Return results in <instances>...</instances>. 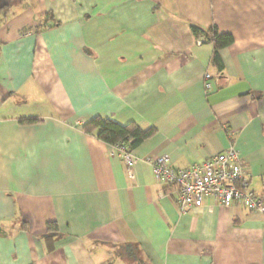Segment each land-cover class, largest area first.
Masks as SVG:
<instances>
[{
  "label": "crops",
  "instance_id": "crops-1",
  "mask_svg": "<svg viewBox=\"0 0 264 264\" xmlns=\"http://www.w3.org/2000/svg\"><path fill=\"white\" fill-rule=\"evenodd\" d=\"M192 23L233 35L223 73ZM95 118L156 131L133 178L83 130ZM231 146L264 200V0H23L0 18V264H264V213H181L153 174Z\"/></svg>",
  "mask_w": 264,
  "mask_h": 264
},
{
  "label": "built area",
  "instance_id": "built-area-1",
  "mask_svg": "<svg viewBox=\"0 0 264 264\" xmlns=\"http://www.w3.org/2000/svg\"><path fill=\"white\" fill-rule=\"evenodd\" d=\"M210 75H206V90H211ZM133 178L136 159L132 151L118 145ZM155 180L165 188H175L177 204L181 213L200 208L206 199H214L218 205L229 207L240 204L249 211L264 213V200L249 188L243 160L234 146L200 164L187 168H174L167 156L153 161Z\"/></svg>",
  "mask_w": 264,
  "mask_h": 264
},
{
  "label": "trees",
  "instance_id": "trees-1",
  "mask_svg": "<svg viewBox=\"0 0 264 264\" xmlns=\"http://www.w3.org/2000/svg\"><path fill=\"white\" fill-rule=\"evenodd\" d=\"M22 2L23 0H0V18L8 16L9 13ZM51 27H54L52 23L43 26L45 29ZM191 31L202 43L212 44L214 46L212 63L220 73H223L224 65L221 59V51L234 44L235 39L233 35L220 33L215 25L210 28H204L195 23L191 24ZM37 122V119L21 120L22 124H35ZM83 130L87 134L95 135L100 141L107 145H122L126 147L128 151L135 150L156 133L154 129L144 131L134 123L122 126L112 120L101 118L93 119L83 127ZM118 253L120 256L132 260L133 262H137L138 260V255L133 245L124 246Z\"/></svg>",
  "mask_w": 264,
  "mask_h": 264
}]
</instances>
